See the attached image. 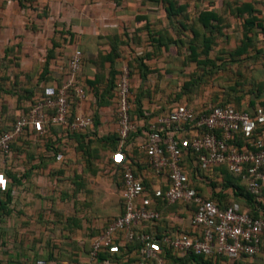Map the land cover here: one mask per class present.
Here are the masks:
<instances>
[{
    "label": "crops",
    "instance_id": "crops-1",
    "mask_svg": "<svg viewBox=\"0 0 264 264\" xmlns=\"http://www.w3.org/2000/svg\"><path fill=\"white\" fill-rule=\"evenodd\" d=\"M210 1L222 18V29L213 35L215 43L207 67L210 68L213 63L212 66L222 67L226 72L221 69L207 76V83L200 87L199 92L193 96L186 93L176 100L191 74L202 72L198 63L188 60V49L194 38L191 26L194 25L195 14L188 18L177 16L171 22L163 10L156 9L153 0H64L62 4L49 0H0L7 6H13L20 14L16 20L8 13L0 24V78L6 79L2 85L12 91L10 94L0 92V131L7 125L12 126L11 121L5 119L17 111L19 95L13 88L24 84L22 78L26 79L30 73L37 74L38 77L28 84V89L37 86L35 99L43 98V89H47L48 96L56 94L58 80L64 74L58 64L67 61L80 48L85 50L81 84L91 103L105 93L112 69L130 70L132 65L137 66L135 62L138 57L151 53L152 60L145 59L144 64L159 71L165 70L166 75L159 79L156 74H150L147 81L134 75L129 77L131 85L143 86L146 95L143 99L144 109L148 112L166 114L182 105L202 112L218 103H228L235 109L245 111L260 107L261 102H264V34L257 25V18L264 25V1ZM184 3L186 0H179V4ZM195 4L192 0V10ZM236 5H247L255 11L249 9L243 17H239L235 14ZM41 15V19L53 28V31L48 32L50 43L41 38L34 49L28 48L27 42L35 43L30 40L37 31L34 26L30 28L17 24L22 21L26 23L28 19L38 20ZM55 26L58 29H54ZM148 28L157 36L167 33L175 44L169 50L151 45ZM195 28L200 32L201 39L209 36L204 28L197 25ZM246 32L254 33L255 44L246 54L233 58L231 53L238 54L237 48L242 45ZM17 34H23L28 44L26 47L21 48L23 43L16 41ZM71 35L75 37L73 43L68 42ZM113 44L119 49L120 56L112 65L106 56L112 51ZM10 48L14 49V53H7ZM32 49L33 54L28 51ZM46 67L51 72L49 77L54 78L49 82L40 79ZM91 82L95 83L94 86ZM235 84H241L244 88L233 92L230 87ZM11 98L16 102L13 106L15 113H5L11 108L6 100L10 101ZM29 105L26 102L22 108H28ZM93 107L96 109L97 106L93 103ZM99 114L100 135L91 143L95 152L90 161L80 148V142L90 145L92 141L81 137L83 131L74 133L78 137L67 132H51L43 137L32 130L16 143L11 160L2 162L0 175H3L0 178H4L8 172L11 175L20 174L19 179L22 178L21 184L13 187L11 192V215L27 212L30 224L27 223V227L22 223L20 227L15 223L9 229L2 228L1 224V264H87L90 262L89 252L94 239L123 214L124 185L119 170L123 155L106 149L103 142L96 140L113 133L116 115L109 107L101 109ZM144 141L145 132H138L128 144L127 154L140 163L139 179L147 187H165V179L156 177L147 168L145 155L140 149ZM199 183L201 187L205 186L203 182ZM5 186L0 183V189ZM205 189L210 194V190ZM1 194L2 189L0 196L6 200L5 193ZM26 199L28 206H25ZM19 202L21 207L18 211L15 204ZM192 215V211L184 204L165 209L163 217H167V225L162 226H168L174 233L190 231L196 234L198 230L191 225ZM140 228L147 231L151 227L140 225ZM117 245L124 254L128 253L125 235L119 238ZM215 264L224 263L216 261ZM248 264H264V247L257 256L249 258Z\"/></svg>",
    "mask_w": 264,
    "mask_h": 264
},
{
    "label": "built area",
    "instance_id": "built-area-1",
    "mask_svg": "<svg viewBox=\"0 0 264 264\" xmlns=\"http://www.w3.org/2000/svg\"><path fill=\"white\" fill-rule=\"evenodd\" d=\"M62 4L64 0H49ZM73 4V6H75ZM83 53L76 49L67 61L58 66L66 67L65 79L56 94L40 99L29 113L20 116L12 130L0 136V161L9 156L11 145L22 137L27 129L45 136L48 127L69 125L71 111L69 98L73 94L79 99L77 115L71 125L73 131H94L93 111L90 100L82 87L76 86L82 69ZM129 70L124 69L118 80L115 103L116 126L113 132L121 139L119 153L132 132H145V141L140 149L145 152L152 172L165 179V187L149 189L136 177L130 161L122 164L124 185L123 214L115 219L91 246L89 264H95L99 253L112 247L121 235L125 244L139 242L140 264H174L161 255L163 249L178 255H203L206 257L226 256L238 259L253 257L264 246V217H254L239 203H232L222 209L216 202L205 198L192 187L187 172L182 166L184 154L192 152L204 172H212L227 166L230 172L243 174L248 191L264 203V137L255 139L256 131L264 126V109L257 108L251 115L234 107L216 106L204 113H198L186 106H178L167 115L157 117L148 123L130 119L131 83ZM145 118L150 117L145 112ZM203 129L206 132L202 133ZM237 134L245 139L242 147L231 143ZM189 138V139H188ZM210 190L211 189L207 188ZM160 200L167 205L192 204L196 211L191 225L196 234L183 232L166 235L162 239L147 234H137L135 225L157 223L161 213L154 206ZM105 261V264H108ZM128 264V263H122Z\"/></svg>",
    "mask_w": 264,
    "mask_h": 264
},
{
    "label": "trees",
    "instance_id": "trees-1",
    "mask_svg": "<svg viewBox=\"0 0 264 264\" xmlns=\"http://www.w3.org/2000/svg\"><path fill=\"white\" fill-rule=\"evenodd\" d=\"M16 1H22V0H16ZM196 2L194 9L192 10V0H186V3L184 4H179V0H153L156 9L158 10H163V12L166 14L167 18L173 22V19L177 16H185V18L191 14H195L193 23L194 25L191 26V31L194 33V38L191 41V45H190V54L188 55V60L190 61H194L196 63L199 64V68L202 70L198 71V72H194L191 74L190 80L186 81V83L184 84V86L182 87V92L179 93L176 97V100L180 99L182 95L184 94H195L197 92H199V89L201 86L205 85L207 83V76H211L216 74L217 72L224 70V68L222 67H214L212 66L213 63H211V67L208 68L207 64L208 62L211 60H209V54L210 51L212 50V47L214 46V38L213 35L214 33L221 32V22H222V18L221 16L213 9L214 5L212 4V1L210 0H194ZM264 1V0H263ZM253 11V7H248L247 5H236V12L235 14H237V16L239 17H243L248 10ZM257 25H259V28L261 29V31L264 34V25H262V23L260 22V19H258ZM255 22V23H256ZM183 27H185V25L183 23H181ZM198 26L200 28H204V30L206 31V33L209 34V36H203V39H201V35L200 32L198 30H196L195 26ZM186 28V27H185ZM148 30H150V28H148ZM254 33L249 32L245 34L244 37V41L242 43V45L237 48L238 49V54L235 53H231L233 58H236L235 56H242L244 54H246L250 47H253V45L255 44L254 40ZM73 40H75L74 35H71V38L68 39L69 43H73ZM149 43L151 45H157L158 47H165L166 50H169L170 46L175 44V42L167 36V33H160L155 34V32L150 30V41ZM11 50H8L7 53H14V49L10 48ZM82 53H83V63H82V69L77 77V82H76V86L78 87H82L81 84V72L84 69L85 66V50L83 48H80ZM119 49L117 48V46H115L113 44V48L112 51L106 56V59H108L109 62L112 63V65L114 64V62L116 61L117 57L120 56L119 54ZM153 55L151 53H145L142 57H138L136 62L137 66L135 67V65H132L130 67L129 70V75L130 77L132 75L137 76V78H140L141 80L147 81V78L150 74H156L158 76L159 79L163 78V76L166 75V71H159L156 68H151L149 66H147L146 64H144V60L148 59V60H152ZM201 57H205V59H202ZM209 62V63H210ZM134 64V63H133ZM202 65V66H201ZM209 65V64H208ZM64 70V74L61 75L59 81V85H58V89H55V92L57 93V91L59 90V88L62 86V83L65 79V74H66V67L65 68H61ZM113 71H111L110 73V79H109V83H108V88L106 89L105 93H103L102 95L98 96V99L95 101H92V103L90 102V106L92 108V111L94 113L93 115V119H94V131L91 130H86L83 131V134H81V137L84 139L89 138L90 140H92L89 144L80 142V148H82V150L84 151L85 154V158L87 160L90 161V158L92 157V153L95 152V150L92 149L91 147V143H93V139L99 137L100 133H99V126H100V110L103 109L104 107H109L114 113H117V110H115V103L117 101V93H118V80L119 77L122 76L123 70H119L116 71L114 69H112ZM205 72H207L208 74H206ZM206 74V75H205ZM51 76V72L49 67H46L44 69V73H42L40 79L41 80H46L47 82H49L50 80H53V77H49ZM206 76V77H205ZM6 79L0 78V92L3 91L6 94H10L12 93V91H8L7 88L2 85V81H5ZM92 86H94V82L90 83ZM3 86V87H1ZM15 86V85H14ZM13 86V87H14ZM244 88L243 85L241 84H235L234 86L230 87L231 91H236L238 88ZM37 90V86L34 85L33 87H31L30 89L26 88L25 89V95H21V97H19L18 99V107H17V111L14 114L15 117H13V119H11L14 123H12V126H5L3 128V130L0 131V136L4 135L5 133L9 132L12 130L13 125L15 124V122L17 121V119L22 116L20 115V113H24L27 114L30 112V110L36 105V103L40 100V99H35V92ZM47 89H43V98H46L48 95L46 94ZM146 97V95L143 92V86H133L131 85V99H130V119L132 122L138 123L140 122L142 119L145 120L146 123H148L150 120H153L157 117L163 116V115H167L170 112H172L174 109L170 110L169 112H167L166 114H159V113H154V112H150L151 116L150 117H146L144 116L145 112H148L147 110L144 109V102L143 99ZM193 98V97H192ZM42 99V98H41ZM26 102H28L30 105L28 108H22L23 104H25ZM69 102L71 105V111L68 117V121H69V125L67 126V128L63 127V126H49L48 130L46 132L45 136H48L49 133L53 132V133H64L67 132L69 135L76 133V131H72L71 130V125L74 123L76 115H77V108H78V103H79V99L77 98V96L75 94L72 95V97L69 98ZM93 103L97 106L96 109L93 107ZM228 103H218L217 105L213 106H227ZM178 107V106H177ZM257 108H263L264 109V102H261L260 107H256L253 111H246L249 112L251 115H253L256 111ZM24 109V112H23ZM237 109V108H236ZM239 110V109H237ZM240 111H245V110H240ZM196 112L198 113H204L207 112L206 111H202L199 112L196 110ZM16 115H18L16 117ZM32 131L31 129H27L26 132ZM139 132H141L139 130ZM202 133L206 132V129H203V131H201ZM34 133H36L34 131ZM75 135V134H74ZM80 135V134H78ZM138 135V133L136 132H132L130 134V137L127 141V145L126 147L123 149L122 151V159L119 162V170L121 172V178L123 181V174L121 171V167L122 164L127 162L128 160L130 161L132 168L134 170V173L136 175V177L139 178V169H141V165L138 161H135V159L131 158L126 151V148L128 146L129 143H131V141L133 140V137ZM24 136V135H23ZM43 136V137H45ZM77 136V135H75ZM258 136H263L264 137V126H260L259 129L256 131L255 134V139H257ZM78 137V136H77ZM21 138V137H20ZM18 138L16 141H14L11 145V151H10V155L6 156L4 158L1 159L0 161V170L2 168V162L5 160H11L12 155H13V150L15 151V145L16 143L19 141ZM189 139V138H188ZM99 142H103V146L108 149V150H112L113 152H119L120 149V137L117 133L113 132L112 134L109 135H105L102 136V138L100 139H96ZM233 144H235L236 146L242 147L245 144V139L243 138V136L241 134H237L236 138L233 140V142H231ZM142 153L145 155V162L147 164V168L148 170L152 172V168L151 165L149 164V161L147 159V156L145 154V152L142 151ZM86 160V161H87ZM121 163V164H120ZM182 166L184 167V169L187 172L188 178L191 182L192 187H194L195 189H197V191L202 194L205 198H208L210 200H213L214 202H216L222 209L227 208L230 204L232 203H239L244 209H248L249 212L251 213L252 216L254 217H260L263 215L264 217V203L262 201H259V198L257 196L252 195L249 191H248V187H247V183L245 182V180L243 179V174L245 173V170L243 171L242 174H235L230 172V170L228 169L227 166H221L219 168H216L214 171L212 172H204L202 171V169L200 168L198 162H197V156L195 154H193L191 151L188 152L187 154H184V159L182 161ZM19 175H11L10 172H8V175H5L4 178L6 179V186L1 188L2 189V194L5 193V198H7L6 200H4L2 198V196H0V223L2 222L1 217L5 215H11V210H9V206L12 202V196H11V192L13 187H15L18 184H21V180L19 179L20 177ZM203 182L205 184L204 187H201V184L199 183ZM145 187L146 184L143 183ZM10 185V186H9ZM9 186V188H8ZM151 190L150 187H147ZM205 188H210L211 189V194H207L206 193V189ZM0 189V190H1ZM264 196V195H263ZM123 205H124V200H123ZM177 205L180 204H176V205H167L166 203L158 200L155 204V208L160 211L161 215V219L153 224V223H144L141 225L145 227L146 226H150L151 228L154 229H149L147 231L142 230V228H140V225H135L134 226V230L137 234H147L152 238H156V239H162L164 236L166 235H172L174 234L173 230L169 229L168 226H162L163 224L167 225V217H163V211L165 209H171L172 207H175ZM188 209H190V211H192V214L194 215L195 211H196V206L192 205V204H184ZM192 215V216H193ZM1 226V224H0ZM163 227V228H162ZM194 228V227H193ZM181 232V231H180ZM183 233H187V234H192V232L190 231H183ZM123 235V234H122ZM121 235V236H122ZM118 241L115 242V244L108 248V249H104L102 250L99 255H98V259L95 262V264H104L105 261H110L112 264H122V263H128V264H140L142 262L141 258H139V249H140V243L139 242H133V243H126V249L128 251V253H123V249L121 247H119ZM117 245V246H116ZM264 247V246H263ZM262 247V249H263ZM261 249V250H262ZM92 250V249H91ZM91 250L89 252V256L91 257ZM119 252H121L119 254ZM135 254V255H134ZM167 262L170 263H174V264H215L216 261H222L224 264H248L249 262V258L248 256H242L238 259H234V258H229L226 256H212V257H206L203 255H195V254H188V255H178L176 253H173L172 250H169L167 248L163 249V253L161 255ZM257 256V255H255ZM253 256V257H255ZM1 264V262H0ZM20 264V263H19ZM37 264V263H36ZM38 264H44V263H38ZM89 264V263H87Z\"/></svg>",
    "mask_w": 264,
    "mask_h": 264
},
{
    "label": "rangeland",
    "instance_id": "rangeland-1",
    "mask_svg": "<svg viewBox=\"0 0 264 264\" xmlns=\"http://www.w3.org/2000/svg\"><path fill=\"white\" fill-rule=\"evenodd\" d=\"M8 13H9V15L10 16H14V17H16V20H17V15H20L19 13H18V11L13 7V6H7V4H3V2H0V24H2V22H1V20L5 17V16H8ZM9 16V17H10ZM43 16H46L45 14L43 15ZM42 15L39 17V19L38 20H29L28 19V21L26 22V23H24L23 21H22V23H18L17 25H21V26H30V28H31V26H34V28L36 29V31H37V33L34 35L35 37H32L31 38V40L30 41H32V42H35V43H33V44H30V42H27L28 44H29V46H28V48H35L36 47V43L37 42H39L40 41V39L41 38H43L44 39V41H47L48 43H50V41H48L49 40V38H50V36L48 35L49 33V31L51 30V31H53V28L51 27H49V25L47 24V22L46 21H43L42 19ZM18 29V28H17ZM54 29H58L57 28V26H55L54 27ZM23 34H17L16 35V41H21L23 44H22V47L21 48H24L23 46H27L28 44H26V41L23 39V38H25V37H23L22 36ZM15 39V38H14ZM14 39H12V40H14ZM24 41V42H23ZM33 49L32 50H28L30 53H32V51H33ZM42 49H44V46H42ZM19 51H21V50H19ZM33 54V53H32ZM21 55V54H20ZM42 57V56H41ZM37 71V70H36ZM36 76H37V74H35V73H30V75H28V77L26 78V79H24V78H22L23 80H22V83H24V84H21V85H23V86H21L20 84L18 85V86H16V87H14L13 88V90L16 88V90H17V94L19 95V97H21V95H25L26 93H25V89L26 88H28V84H30L33 80H35V78H36ZM38 77V76H37ZM10 96H8V98H9ZM8 103H9V105H11V108H9V112H5V113H14L13 112V106H15V101L11 98L10 99V101L12 102L13 101V103H11L9 100H6ZM15 108V107H14ZM18 115H16V117H17ZM13 117H15V115H11V116H6V119H5V121H11V123H14L11 119H13ZM91 147H93V146H91ZM94 147H96V145H94ZM104 154V152L102 153V155ZM80 163H83L82 161L80 162ZM86 166V165H85ZM1 175H3V174H1ZM0 175V176H1ZM1 179V182L0 183H3V184H6V182H5V178H3V177H1L0 178ZM4 179V180H3ZM73 183H75V182H73ZM20 202H19V204L17 203V204H15V207H16V209L18 210V208L19 207H21L20 206ZM25 206H28V202H27V199H26V202H25ZM10 208L12 209L13 208V206L11 205L10 206ZM19 211V210H18ZM24 214V215H23ZM23 214H16V215H11V216H9V217H7V216H5V214H4V216L3 217H1V219H2V222L0 223V224H2V228L3 227H6V228H11V227H13L14 225H15V223L16 224H18V225H20V227H21V225H22V223L23 224H25L27 227H28V225L30 224V216H29V214L27 213V212H23ZM27 223H29V224H27ZM26 227V228H27ZM2 228H1V230H2ZM3 231V230H2ZM5 232V231H4Z\"/></svg>",
    "mask_w": 264,
    "mask_h": 264
}]
</instances>
